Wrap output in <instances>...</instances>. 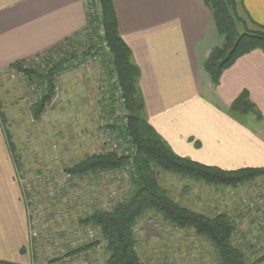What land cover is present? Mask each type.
Wrapping results in <instances>:
<instances>
[{
	"label": "crops",
	"instance_id": "obj_1",
	"mask_svg": "<svg viewBox=\"0 0 264 264\" xmlns=\"http://www.w3.org/2000/svg\"><path fill=\"white\" fill-rule=\"evenodd\" d=\"M113 4L120 35L141 71L148 122L172 150L227 171L264 168V52L239 58L216 86L205 63L223 40L203 0ZM242 10L264 26V0H242ZM86 26L84 0H0V74ZM244 91L262 121L231 114V105ZM15 161L0 116V261L33 264L28 206Z\"/></svg>",
	"mask_w": 264,
	"mask_h": 264
},
{
	"label": "rangeland",
	"instance_id": "obj_2",
	"mask_svg": "<svg viewBox=\"0 0 264 264\" xmlns=\"http://www.w3.org/2000/svg\"><path fill=\"white\" fill-rule=\"evenodd\" d=\"M239 12L245 16L241 8ZM81 62L76 69L58 78L54 97L39 119H35L33 109L37 101L35 97L40 92L30 84L27 74L37 70L39 67L34 64L40 65V62L32 58L23 60L22 71L9 66L0 74L1 119L16 159L31 232L38 235L31 242L33 264H106L107 261L99 230L87 229L93 233L92 237L87 234V238L73 232L69 235L68 232L93 206L107 205L108 200L103 202L101 199H108V195H104L103 189L102 192L96 191L97 198L92 190L85 194L75 191L80 203L76 201L73 205L71 201L75 200L62 198L63 193L56 190L55 185H51L49 192L48 184L42 183L47 176H62L65 168L76 165L88 155L98 154L100 150L99 136L107 122L102 105L109 103L100 86L108 79L99 59ZM41 68H45V64ZM107 89L110 91L108 86ZM252 117L248 119L254 120ZM95 179L96 176L87 175L77 182L94 187ZM159 183L188 210L207 217L229 216L237 228L233 244L244 251L247 264H264L260 262L264 256V177L231 187L207 185L161 172ZM122 196L112 200L111 207L123 200ZM70 205H73L71 209ZM60 232L64 233V241L59 238ZM134 233L136 250L143 264H220L208 240L193 230L177 229L160 215L150 213L144 216ZM82 239L86 243L78 244ZM96 241L99 246L66 256Z\"/></svg>",
	"mask_w": 264,
	"mask_h": 264
},
{
	"label": "trees",
	"instance_id": "obj_3",
	"mask_svg": "<svg viewBox=\"0 0 264 264\" xmlns=\"http://www.w3.org/2000/svg\"><path fill=\"white\" fill-rule=\"evenodd\" d=\"M203 2L215 21L219 36L224 38L222 46L213 49L205 63L206 72L217 86L224 71L239 58L254 50L264 52V26L253 22L244 10L245 16L241 15L239 8L242 9V0ZM95 6V14L87 13L86 28L46 52L45 68L39 67L27 74L30 84L40 92L33 109L35 119L41 118L45 106L54 97L58 78L76 69L79 62L99 59L109 82L107 86L110 91L105 92L109 103L107 106L102 105L107 120L104 128L116 134L126 145V150L122 155H88L65 170L71 177L79 179L87 175L97 177L108 171H125L129 175L131 191L128 197L123 196V200L110 209L93 206L75 225L99 230L107 255L106 264H143L136 250L134 231L139 220L150 213L160 215L179 230H193L196 235L208 240L220 264H247L244 251L233 244L237 228L232 219L226 214L207 217L182 207L160 185L159 176L164 172L207 185L235 187L264 177V168L227 171L177 155L148 122L139 84L141 71L133 62L132 51L120 35L113 0H99ZM21 62L10 67L22 71ZM230 112L237 118L253 116L257 121L263 120L247 91L233 102ZM0 116L3 119L1 113ZM67 196L65 192L62 195L64 198ZM99 245L96 241L66 256ZM260 262H264V256ZM0 264L11 263L0 261Z\"/></svg>",
	"mask_w": 264,
	"mask_h": 264
},
{
	"label": "built area",
	"instance_id": "obj_4",
	"mask_svg": "<svg viewBox=\"0 0 264 264\" xmlns=\"http://www.w3.org/2000/svg\"><path fill=\"white\" fill-rule=\"evenodd\" d=\"M85 1V5H86V9H87V13L88 14H95L96 13V6L97 3L99 2V0H84ZM35 61H39L40 65L38 64H34V66H38V67H43V64L46 65V59L47 56L44 54H41L39 56H36L34 58H32ZM90 60V59H87ZM92 60H98L96 58L92 59ZM86 61V60H85ZM84 61V62H85ZM107 82L103 85L100 86L101 91H103V93H105L108 89H107ZM39 95H36V99H38ZM105 131V132H104ZM100 150L98 154H118V155H122V153L125 152L126 150V145L123 144L122 140L118 139L116 137V134H114L113 132H111L110 130H106L104 128L103 133L100 134ZM65 172L62 174V176H57L55 174H53L52 176H47L46 178H44V180L42 181V183H46L48 184V188L47 190L50 192L51 185H55V189L58 190L59 192H62L64 194V192L66 193V190L68 191V196L67 198H69L70 200L74 199V202H79L78 200V196L74 195L75 191H79V193L81 194H85L86 192H90V190H92L93 196L95 198H97V193L98 192H102L103 189V193L104 195H108V199H101L103 202L107 201V205L101 203L102 205H100L102 208H111V201L112 200H117L118 199V195L122 196V192H124L123 196H127V193H130L131 191V185L129 182V175L127 174V172L125 171H119V172H115V171H108V172H104V173H100L97 176L96 179V184L94 185V187H90V186H85L82 185L81 182H77L76 177H71V175H69L66 170H64ZM80 180V179H79ZM20 181V180H19ZM21 185L22 182L20 181ZM113 184H115V186H112ZM72 186V188H71ZM23 188V187H22ZM121 188H122V192H121ZM106 190V191H105ZM97 191V193H96ZM105 191V192H104ZM24 193V190H23ZM122 196V197H123ZM62 197V195H61ZM64 198V197H62ZM72 203V201H71ZM115 204V203H114ZM113 206V205H112ZM30 218V217H29ZM30 231H31V226H30ZM86 228L82 229V226H75L74 230H73V234H82V236L85 238H87V234H90V236L92 237V231H87ZM58 232V231H57ZM62 233V232H60ZM30 237H31V242L32 239H35L38 237L36 232H31L30 233ZM90 238V237H89ZM64 241V239H62ZM69 242V240H67ZM86 243L84 241V239H82L81 242L78 241V244L82 243ZM81 244V245H82ZM50 246V245H49Z\"/></svg>",
	"mask_w": 264,
	"mask_h": 264
}]
</instances>
